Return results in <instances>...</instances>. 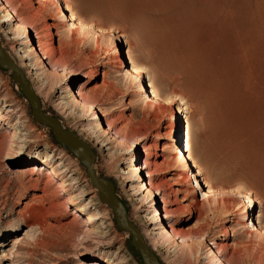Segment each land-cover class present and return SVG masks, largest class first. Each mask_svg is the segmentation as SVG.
<instances>
[{"label":"rangeland","instance_id":"rangeland-1","mask_svg":"<svg viewBox=\"0 0 264 264\" xmlns=\"http://www.w3.org/2000/svg\"><path fill=\"white\" fill-rule=\"evenodd\" d=\"M60 1L103 32L87 36L77 31L69 10L63 21L49 6L42 11L43 0H0V10H16L28 21L42 13L32 38L48 23V42L56 51L53 58L47 56L36 42L37 54L22 59L17 49L26 45L8 40L0 29L1 44L46 112L91 146L97 174L113 182L128 218L159 258L165 264H264V0H178L182 7L190 1L193 12L203 10L193 20L196 39L191 57L178 66L180 74L148 56L144 27L128 16L134 10L149 12L143 3L129 2L127 15L117 0ZM151 20L170 38L188 35L171 19ZM57 23L61 26L52 27ZM22 26L14 16L6 28L15 33ZM130 58L142 68L131 82ZM12 73L0 66V264H142L129 232L118 228L112 209L91 183L85 163L55 138L49 125L33 118ZM35 73L42 74L43 84ZM149 84L163 95H176L177 143L172 119L152 101ZM91 102L95 107L89 108ZM188 124L193 128L192 184L182 180L181 162L174 158L176 148H184ZM147 125L150 135L138 138ZM82 129L108 138V149H100ZM130 146L134 150L126 152ZM156 161L167 163L157 170ZM48 177L53 184L45 189ZM163 182L175 192L162 188L152 202L150 188L157 192ZM58 184L61 192L51 207ZM242 197L248 201L246 215L240 214Z\"/></svg>","mask_w":264,"mask_h":264},{"label":"bare ground","instance_id":"bare-ground-1","mask_svg":"<svg viewBox=\"0 0 264 264\" xmlns=\"http://www.w3.org/2000/svg\"><path fill=\"white\" fill-rule=\"evenodd\" d=\"M43 1H44V4H42V7H41L42 11H43V9H46L47 6H49V8L53 9L54 14L56 13L58 16H60L63 19V21H64V16H66L65 10H69L70 11V19L72 21L71 26L74 27V29L76 28V30L78 29L77 31L80 30L81 32L85 33V35L87 34V36L88 35H95V32H97V33L103 32L102 27H101V29H95L96 27L98 28L99 26H96V25L91 24L89 22L88 23L85 22V20H82L81 17L76 13V11L74 12L71 9L64 7L63 4H61L60 0H43ZM117 1H118L117 4L119 6H121L122 10L127 15L129 12L127 9V5L129 4V2H134V3L138 4V1H139V2H141V4L143 3L144 6H147V10H149V12L142 11L141 9L140 10H134L132 12H129L128 16L130 18H132L133 20L137 21L140 25H142L144 27V30H143L144 31V45H145V48L147 49V54L150 57V59L161 62V64L164 65L169 72L172 71V72H174V74L175 73L180 74L178 72H180L181 70H179L180 68L178 66L182 61L185 60V58L191 57L189 52L191 51L192 44L194 43V41L196 39V37L194 36V32H196V30H194L196 27V24H194L195 22H193V20L195 18H197L198 16L202 17L203 10L200 12L199 11L193 12L190 8L191 7L190 1H189V3H187L188 5H186L185 7L180 6L178 4V0H117ZM211 6H213V5H211ZM196 10H197V8H196ZM48 11H46L47 14L49 13ZM147 13H150V14H147ZM39 14L38 13H35L34 15L32 14L34 19L32 17L31 18L29 17V18H30V20L33 19L35 21H30V20L28 21L27 18H24V16L21 17V15H19L16 10H11L9 8L8 9L5 8V9L0 10V29L3 32V34L8 38V40L10 39L12 42H18V43L21 42L24 45H26V47L23 48L22 50L20 48L17 49V51H20V52H18V54H19V57L22 59L31 58V55L33 56L34 53L37 54L35 52L37 50L36 42L38 43L40 50H42V52H46L47 56H48V54H50V55L54 54V52L56 51V48L54 47V45L50 44L48 42L49 39L52 37V33L49 30L50 25L48 23H45L43 25V29L40 32L35 31V38L34 37L32 38L31 30L35 29V23L38 20V18L41 17V15H42V13H41V15L38 16ZM14 16L18 17L19 23L23 24V26L21 27V29H19V31L12 33L10 31V29L8 30V28H6V25H9L13 21ZM152 17L153 18L155 17L159 20L171 19L173 23L176 22L179 29H181L182 31H184L188 35H185V37L181 38V40L173 38V37L170 38V37H168V34H166L165 31L161 28V26H159V24L157 23L158 21L155 22V21L151 20ZM59 26H61V25L58 23L52 25V27H55V28H58ZM215 26H216V24H215ZM11 34H13V35H11ZM61 44H62V41H61ZM116 52L118 55V57H117L118 58V60H117L118 64L122 65L123 60H122V57L120 54L121 52H119L118 48H116ZM53 56L51 55L52 58H53ZM130 60L132 63V70H130L129 71L130 73H128L131 75L130 78L129 77H127V78L130 79V82H131V80L134 81V80L138 79V75L141 73L142 68L141 67L139 68V66L136 65L137 58H130ZM58 61H56V63ZM23 62H24L23 64H26L32 68V64L26 62L25 60ZM137 64H139V63H137ZM176 71H178V72H176ZM40 74L35 73V75H36L35 77L38 79L39 82H41L43 84L44 78H41L42 74L41 75ZM49 84H52V82L50 81ZM149 85H151V89H152V91H151L152 101L157 100L158 105H160V108L163 109L162 111H163L164 116H167V117L170 116L172 119L171 122L173 124V128L175 131L172 138H173L174 143H177V140L180 136L179 135V129H178V121L176 120L177 118L173 119V114L175 111V108H173V103L176 99V95H172V94H164L163 95L153 84H149ZM217 95H219L218 92L215 95V99L218 97ZM212 97H214V96H212ZM208 102H209V99L204 97L203 103L205 106H206V104L208 105ZM145 103L148 104V100H146ZM220 103H221V101H220ZM93 107H95V104H94V102H91L89 104V108H93ZM220 108H221L220 104H217L216 105V111L219 112ZM237 109H239V108H237ZM89 110H91V109H89ZM229 113H230V111H229ZM224 114H226V113H224ZM227 116H229V115H227ZM60 122H61V120H60ZM107 123H108V126L110 128H112L111 122L108 121ZM149 129H151V128L149 127V125H147V127H145L144 134H140L142 136H139L138 138H144V137H147L148 135H150ZM192 129H193L192 124H190V125L188 124L187 125L188 131L182 137L184 148L183 147H181L180 149L176 148L177 149L175 151L176 155L174 156L175 159H179L181 162V172H182L181 178L185 183H191V180H192L191 174L189 171V169H190V160L189 159H192L191 158V151L193 148V135H192L193 130ZM81 131L85 132L88 135V137L90 138V140H92L95 144L96 143H97V145L101 144L100 149H108L107 146L110 143V141H108V138L103 137L100 133H98V131L88 132L85 129H82ZM117 134L120 137L123 136L122 131H120V129L119 130L117 129ZM100 138H101V140H100ZM123 138H124V136H123ZM135 143H137V142H132V144H135ZM109 148H111V147H109ZM133 150H134V147L130 146L126 152H130ZM186 151H187V153H186ZM44 160H47V159H44ZM166 163H167V161H165L163 163H159L156 161V162H154L153 165L156 167L157 170H161L162 166H164ZM34 169L35 170H32L31 173H35L37 171L38 167L35 166ZM134 169H135V171L136 170L139 171L138 166L135 167ZM52 184H53V182H52L51 178L48 177V179L45 182L44 188L46 189L47 187L51 186ZM213 186L214 185L212 184V182H209V187L212 190H214ZM165 187L169 188V190H171V193L175 192L172 188H170V186H168L167 182H163L159 187H157V192H155L156 188H150L149 192H153L152 196L154 197L153 199H150V200H152V202H155L154 199H155V197H157L156 195L159 194L161 189L165 188ZM54 188L59 189V193L54 192L52 194L51 204H50L51 207L56 206V204H57L56 201H54V199L59 196V194L61 192V190H60L61 185L58 184ZM235 193L240 194V191H235ZM115 194H116V192H115ZM71 197H73V196L71 195ZM132 199L134 201L138 200L135 197H133ZM64 201L67 202L69 200L66 198ZM239 204L243 205L241 208L240 214L244 215L245 212L247 211L248 201L245 199V197L244 198L242 197ZM58 205H59V203H58ZM58 205H57V207H58ZM61 206H62V204H61ZM89 218H91V217H89ZM242 223L247 224L244 222V220H242ZM146 224L147 223L144 222V225H146ZM261 229H262V232H264V225L261 227ZM249 231H251V230H249ZM173 238H175V236H173L172 239ZM187 261H188V258H187Z\"/></svg>","mask_w":264,"mask_h":264},{"label":"water","instance_id":"water-1","mask_svg":"<svg viewBox=\"0 0 264 264\" xmlns=\"http://www.w3.org/2000/svg\"><path fill=\"white\" fill-rule=\"evenodd\" d=\"M0 66L12 70L13 78L18 82L23 94L28 99L33 118L40 123L49 125L55 138L64 143L75 156L85 163L91 183L98 188L100 198L112 209L118 228L129 232L130 242L137 248L142 264H165L149 245L141 229L128 218L127 208L115 194L113 182L109 178L97 174L94 167L95 152L91 146L76 132L63 126L57 116L46 112L25 72L9 56L1 41Z\"/></svg>","mask_w":264,"mask_h":264}]
</instances>
